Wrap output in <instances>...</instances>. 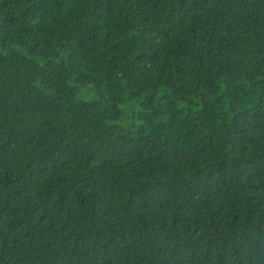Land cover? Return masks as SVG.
Segmentation results:
<instances>
[{
  "label": "trees",
  "instance_id": "1",
  "mask_svg": "<svg viewBox=\"0 0 264 264\" xmlns=\"http://www.w3.org/2000/svg\"><path fill=\"white\" fill-rule=\"evenodd\" d=\"M0 264H264V0H0Z\"/></svg>",
  "mask_w": 264,
  "mask_h": 264
}]
</instances>
